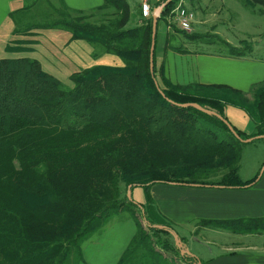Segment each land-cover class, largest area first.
Returning a JSON list of instances; mask_svg holds the SVG:
<instances>
[{
  "label": "trees",
  "instance_id": "obj_1",
  "mask_svg": "<svg viewBox=\"0 0 264 264\" xmlns=\"http://www.w3.org/2000/svg\"><path fill=\"white\" fill-rule=\"evenodd\" d=\"M180 1L185 0L153 5L152 14L159 9L157 26ZM37 2L10 13L13 39L6 51L30 53L33 46L26 45L25 36L63 30L69 33L67 43L95 45L121 63L73 72L72 86L65 88L36 59H0V264H70L73 257L81 264L84 245L122 214L134 220L136 231L116 264H204L179 249L177 240L183 238L157 211L150 188L251 186L261 170L242 182L238 164L241 140L264 136V80L248 94L223 85H173L163 65L156 68L155 48L153 75L149 71L152 15L143 19L141 6L132 15L126 0H103L91 12L110 10L111 17L95 25L88 12L46 0L48 17L54 18L17 27ZM243 4L264 14V0ZM180 32L190 42H209L207 35ZM211 37L232 57L251 52L246 43L232 47ZM191 103L221 116L239 138L217 117L180 106ZM226 106L243 111L254 131L247 135L232 125ZM135 187L142 188L144 203L131 200ZM201 222L264 234V218Z\"/></svg>",
  "mask_w": 264,
  "mask_h": 264
},
{
  "label": "crops",
  "instance_id": "obj_2",
  "mask_svg": "<svg viewBox=\"0 0 264 264\" xmlns=\"http://www.w3.org/2000/svg\"><path fill=\"white\" fill-rule=\"evenodd\" d=\"M33 1L0 0V59L23 56L38 60L34 56L36 54L32 52L19 54L5 50L6 44L13 39L14 23L9 17L10 13ZM63 2L68 8L83 12L94 11L103 4V0ZM183 3L186 4V1ZM194 3L195 5H192L189 2L191 7H187L193 16L192 31L200 34L209 31L230 46L240 47L239 42L238 44L228 42L214 30V20L218 13H209L206 9L209 4L212 6V0H196ZM201 3H204L205 7H201ZM211 21L212 25L208 27L207 23ZM39 46L40 43L36 45ZM36 47H33V51L37 50ZM252 47L251 52L242 57L202 49L200 51L190 49L186 53L167 50L158 55V62L163 65L164 76L173 85L185 86L195 83L207 86L223 85L248 94L252 86L264 80V57L256 56L254 52L259 47L257 42ZM59 50L57 61L60 68L63 66L61 63L63 59H67L69 65H80L83 60H88L86 56H89L88 65H97L103 56L91 55V52L69 55L62 49ZM51 51L48 57L50 61L53 58L55 62L56 53L53 55ZM241 112L233 106L225 107L228 121L249 135L254 131V124L243 111ZM244 148L238 164V175L240 181L249 182L256 178L264 162L256 164L252 170L241 176ZM150 195L157 211L173 225L179 237L183 238L182 248L201 259L204 264H264V234L234 233L230 228H219L201 222L264 218V169L259 178L246 188L155 184L150 188ZM135 231V223L129 218L114 222L100 238L84 245L81 264H116ZM188 244L192 245L188 247Z\"/></svg>",
  "mask_w": 264,
  "mask_h": 264
},
{
  "label": "rangeland",
  "instance_id": "obj_3",
  "mask_svg": "<svg viewBox=\"0 0 264 264\" xmlns=\"http://www.w3.org/2000/svg\"><path fill=\"white\" fill-rule=\"evenodd\" d=\"M130 11L133 14H138L140 3L142 0H126ZM159 0H149L150 6L155 5V3ZM186 4L182 3V6L189 12L187 7H191L189 5V0H185ZM195 1V0H194ZM49 2L52 5L58 6V0H49ZM192 5H195L193 1H191ZM207 3V2H206ZM201 7H205L204 3H201ZM188 7V8H189ZM209 13H218L216 14V18L214 20V30L218 31L220 36H223L228 40V42L234 43V44H241L243 46L244 43H246L247 47H251L255 45L257 42L259 47L257 50H255L256 56H263L264 57V14H260L258 12V8H255L252 10L251 8H246L243 4V0H212V6H208L206 8ZM50 13L49 8L46 4V0H38L36 5L32 8V10L27 13L23 14L19 21L16 22L17 27H22L27 24H35L44 22L46 19H51L54 17H48V14ZM190 13V12H189ZM89 15L88 22L92 24H100L105 19L110 18L111 11H98V12H88ZM91 15V16H90ZM173 20V16L171 14H164V19L166 21L160 20L157 26V39L155 43V60H156V68H159V59L158 55L162 52H165L167 50L175 49V50H210V51H217L227 54L226 47L218 42L216 39L212 38L211 35H215L212 32L204 33H195L192 31V27L189 31H184L185 33L191 34H199V35H207L209 37V42L207 43H197V42H190L183 34H181L179 28H177L175 21L169 22ZM212 25V21L207 23V26L210 27ZM216 36V35H215ZM24 41H27L26 45L36 47V44H34L32 41H38L40 43L39 47H36L37 50L32 51L33 54L40 62L42 69L51 74L52 76L56 77L65 88H70L72 86V82L69 80L70 74L73 72H77L83 68H86L89 63V56L88 60H83V63L78 65H69L70 63L67 61V59H63L61 63L63 66L60 68L58 64V53L59 49H62L63 52L69 53V55H77L81 53H90L91 55L94 54H101V58L99 59L98 63L101 65H112V66H119L121 63V60L114 56H106L105 54H102V50L98 48L95 45L88 44L84 41H73L70 43H66L69 39V33L64 32L63 30H44V31H33L28 36L24 37ZM66 43V44H65ZM55 48V49H54ZM33 49V48H32ZM52 49V51L50 50ZM51 53L55 55V62L50 61L51 59L48 57V54ZM198 52V51H196ZM82 56H80L81 58ZM112 58L114 60L110 61L109 59ZM239 110L238 108H235ZM240 113L241 110H239ZM246 147V148H244ZM243 156L241 161V176L247 174L250 170H252L256 164L260 162H264V140L257 139L254 140V142L243 145ZM240 177V175H238ZM122 189V196H124V188ZM131 200L134 203H144V193L142 188L135 187L133 188L131 192ZM126 218H129L128 214H122L119 217H116L111 223L114 222H121L124 221ZM132 220V219H131ZM134 221V220H133ZM135 223V222H134ZM109 225V226H110ZM108 226V227H109ZM107 227V228H108ZM105 228V230L107 229ZM105 230L102 232V234L105 232ZM101 234V235H102ZM100 235V236H101ZM100 236L96 237L95 239H92L91 241H95ZM90 241V242H91ZM192 244H188L189 247ZM75 260V258L73 257ZM72 259V262L70 264H74ZM85 264V263H84Z\"/></svg>",
  "mask_w": 264,
  "mask_h": 264
},
{
  "label": "water",
  "instance_id": "obj_4",
  "mask_svg": "<svg viewBox=\"0 0 264 264\" xmlns=\"http://www.w3.org/2000/svg\"><path fill=\"white\" fill-rule=\"evenodd\" d=\"M158 16H159V9L154 11L153 14H152V34H151V45H150V51H149V71L150 73L153 75V70H154V67H153V55H154V48H155V37H156V27H157V22H158ZM156 84V83H155ZM157 86V84H156ZM181 107H191V108H195L203 113H206V114H210V115H213L215 117H217L218 119H220L228 128V130L236 137V138H239L233 128L230 126V124L222 119L221 116H219L218 114L212 112V111H208V110H205L203 108H201L200 106H198L197 104H184V105H180ZM264 136H257V137H251V138H248V139H245V140H241L242 143L244 144H249L251 143L252 141L254 140H257V139H263ZM264 169V166L261 168V171H260V174L262 173ZM128 189H130V187H128ZM129 198H130V195H129ZM177 243H178V247L179 249H182V243L177 240Z\"/></svg>",
  "mask_w": 264,
  "mask_h": 264
},
{
  "label": "built area",
  "instance_id": "obj_5",
  "mask_svg": "<svg viewBox=\"0 0 264 264\" xmlns=\"http://www.w3.org/2000/svg\"><path fill=\"white\" fill-rule=\"evenodd\" d=\"M182 1L178 3L175 9L171 12L173 20L169 22L176 23L177 28L182 31H189L191 29L190 25L193 21V16L189 13L183 6ZM141 6V17L147 19L152 15V8L149 4V0H142L140 3Z\"/></svg>",
  "mask_w": 264,
  "mask_h": 264
}]
</instances>
